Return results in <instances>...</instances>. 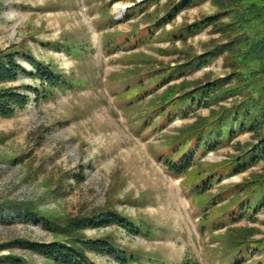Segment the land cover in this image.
Instances as JSON below:
<instances>
[{"label":"rangeland","instance_id":"374dc122","mask_svg":"<svg viewBox=\"0 0 264 264\" xmlns=\"http://www.w3.org/2000/svg\"><path fill=\"white\" fill-rule=\"evenodd\" d=\"M133 1L0 0V55L21 54L17 60L27 70L10 86L39 84L31 76L29 53L57 67L74 84L73 88L55 89L53 96L40 102L32 97L24 111L11 119L0 118V264H5L2 260L8 256L51 264L19 244L57 239L41 223L20 219L22 205L63 224L111 207L148 226L152 236L130 234L117 227L87 230L83 235L90 239L110 235L143 264L149 260L182 264L185 259L199 264H234L236 258L224 239L229 227L255 229L252 240L264 239V207L254 217L233 225H215L221 212L227 216V209H221L232 201L235 187L264 174V162L212 184L208 196L223 193L226 200L217 207V219L204 229L203 219L211 206L203 208L187 178L167 170L165 156L175 137L198 117H208L210 110L202 108L187 119L177 115L168 121L155 116L152 108L167 87L141 102L130 94L140 83L153 88L157 74L167 67L175 69L188 53L203 56L207 45L222 43V36L211 28L186 40L170 35L184 24L215 14L218 6L226 7L227 0L203 2L181 12L139 47H132L136 35L164 16L167 0L126 21L127 12L135 8ZM145 1L136 2L143 5ZM126 38L131 43L124 44ZM68 44L77 55L70 57L59 47ZM260 56L264 58V49ZM228 72L224 58H219L171 85L214 81ZM232 101L222 105L230 106ZM252 142V134L241 135L229 146L198 156L201 165L195 169L203 172L225 162ZM250 253L246 264H260L263 253ZM89 257L96 264H118L107 257Z\"/></svg>","mask_w":264,"mask_h":264},{"label":"trees","instance_id":"16d2710c","mask_svg":"<svg viewBox=\"0 0 264 264\" xmlns=\"http://www.w3.org/2000/svg\"><path fill=\"white\" fill-rule=\"evenodd\" d=\"M136 1H133L135 8L127 12L126 21L132 15L142 14L160 2L146 0L140 5ZM207 1L217 3V0H167L164 16L146 28L145 33L137 34L132 47H139L148 38L152 39L156 32L173 22L181 12ZM226 4V7L218 6L215 14L193 24H184L181 29L170 35L174 39L186 40L211 28L214 33L222 36V43L207 45L202 52L203 56L188 53L184 56V62L175 69L167 67L158 73V82L153 88L148 89L140 83L130 93L131 98L141 102L150 94H155L158 89L167 87L164 94L153 101L152 108L155 116H163L168 121H172L177 115L187 119L191 112L202 108L210 110L208 117H198L194 124L175 137L170 152L165 156L167 170L176 176L186 177L199 204L205 209L211 206L203 219L204 229L210 227L208 224L217 219L216 213L220 211L217 207L226 200L223 193L219 197L208 196L212 184L220 183L229 176L244 174L264 162V58L260 56L264 49V0H227ZM224 20L228 22H223ZM111 23L117 25L114 20H111ZM123 43L129 44L131 41L126 38ZM106 44L109 48L108 38ZM59 47L70 57L78 54L69 44ZM20 55L17 52L0 55L1 119H11L24 111L32 97L40 102L53 96L55 89L74 87L71 79L59 72L57 67L38 61L31 53L27 54V61L34 71L31 76L39 84L35 87L10 86L19 82L22 75L27 74L26 68L17 60ZM219 58H224L225 68L229 71L224 78L195 83L183 81L171 85L172 81L194 74ZM230 99L233 100L230 106L222 105ZM246 133L252 134L254 142L238 150L237 155L210 166L203 172L195 169L201 165L198 163V156L202 157L208 152L229 146ZM76 178L83 180V176ZM235 189L237 192L232 201L222 206L221 210L227 209L228 214L223 216L221 212V218L217 219L215 224L217 227H225L230 223L233 225L247 217H254L264 207V174L246 180ZM240 193L243 197H240ZM21 207L20 219L27 223H41L43 228L57 236V239L47 243L22 241L19 244L31 254L41 256L51 264H96L89 254L107 257L118 264H143L138 256L120 248L110 235L101 239H90L83 235L87 230L98 231L117 227L130 234L152 236L148 226L139 224L111 207L86 217L69 220L67 224L49 218L28 206ZM256 233L255 229H227L224 239L236 258L234 264H246L251 250L263 253L260 264H264V239L252 240ZM2 261L5 264H34L17 256L5 257ZM147 264L166 263L149 260ZM182 264L199 263L185 259Z\"/></svg>","mask_w":264,"mask_h":264}]
</instances>
